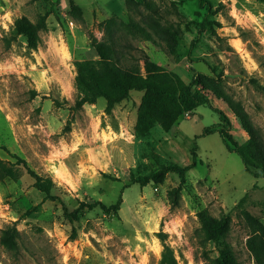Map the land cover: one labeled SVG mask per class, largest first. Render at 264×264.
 I'll return each mask as SVG.
<instances>
[{"label": "rangeland", "instance_id": "rangeland-1", "mask_svg": "<svg viewBox=\"0 0 264 264\" xmlns=\"http://www.w3.org/2000/svg\"><path fill=\"white\" fill-rule=\"evenodd\" d=\"M211 2L221 27L193 45L205 13L198 0H0V160L25 159L52 178L55 196L45 200L24 168L19 180L0 182V237L16 229L19 246L14 253L0 243V264H159L160 231L180 264H206L219 252L198 240L203 208L231 216L228 240L241 264H255L246 247L250 229L235 205L248 194L242 208L260 215L264 179L245 170L219 133H202L219 122L221 111L239 141L251 133L264 144V0ZM112 16L118 19L108 32ZM17 18L38 26L36 50L24 36L11 39ZM120 21L145 26L156 43ZM105 39L114 41L123 63L133 57L143 66L145 51L187 83L198 73L211 76L216 110L202 105L171 131L157 128L141 137L136 121L143 92H132L111 115L104 98L84 102L76 63L94 58L93 41ZM196 147L197 164L172 198L169 191L181 185L177 173L165 174L160 185L132 180L171 164L190 165ZM120 197L118 213L97 207L74 222L66 217L81 202L110 206Z\"/></svg>", "mask_w": 264, "mask_h": 264}, {"label": "trees", "instance_id": "trees-1", "mask_svg": "<svg viewBox=\"0 0 264 264\" xmlns=\"http://www.w3.org/2000/svg\"><path fill=\"white\" fill-rule=\"evenodd\" d=\"M186 1V0H181ZM200 9L205 10L202 21L199 23L198 36L193 45L200 40L205 32L216 33V28L221 27V23L214 19L216 9L211 0H198ZM118 19L112 16L105 21L107 31L112 29ZM120 25L128 31L143 36L145 40L156 43V38L149 32L145 26L138 23L119 22ZM39 28L36 24L26 18H17L14 22V30L11 39L16 36H24L29 49L38 48ZM108 31V32H109ZM171 36L174 32L170 31ZM95 48V57L88 58L76 63L77 75L76 85L83 94L84 102L94 103L99 98L106 100L105 113L111 115L115 106L130 98L132 92H143L141 104L138 110L136 130L139 136L146 137L154 129L160 128L165 132L171 131L176 127L181 117L186 114L194 115V112L202 105H209L212 109L211 100L214 96L218 98L216 90L208 84V81L214 80L207 74L198 73L193 76L190 83L177 73L167 70L163 65L154 62L148 53L142 52L139 61H143V66L135 62L131 57L132 63L122 62V58L114 41H93ZM173 48L175 45L172 46ZM259 89L264 91V85H259ZM219 99V98H218ZM219 122L206 127L202 136L213 133H219L227 149L237 153L245 166V170L255 178L264 179V144L255 135L249 133L248 139L244 142L239 141L232 133L231 120L224 113L219 111ZM14 162L0 160V182L5 179L19 180L23 174L22 168L31 176L35 186L44 193L45 200H54L52 194L54 182L50 176H43L34 171L28 162L16 154H12ZM197 147L192 154V163L188 166L171 164L165 166L162 170L151 171L144 179L132 178L134 183L140 186H146L151 181L160 185L164 183V175L169 172L177 173L181 179V185L178 189L169 191L172 198L175 191L181 190L183 184L188 179L187 173L197 164ZM249 195L244 196L235 207L241 208L242 215L249 227V233L246 240V247L251 253L255 264H264V223L261 219L243 209ZM122 203V197L110 206H106L100 201L81 202L75 212L67 213L66 217L71 222L76 221L79 213L81 216L89 210L97 207L107 213H118ZM264 213V203L262 204ZM200 227L197 230V237L203 246L208 243H214L218 247L219 255L216 258H207L206 264H241L233 245L229 242L231 231V216L224 214L220 217L214 216L208 208L201 209L197 214ZM5 229L2 231L0 243L7 250L17 253L19 251L18 242L15 237L18 232L16 229ZM158 237L164 245L159 264H180L174 249L165 243L167 235L160 231ZM77 237V229L74 227L71 239Z\"/></svg>", "mask_w": 264, "mask_h": 264}, {"label": "crops", "instance_id": "crops-1", "mask_svg": "<svg viewBox=\"0 0 264 264\" xmlns=\"http://www.w3.org/2000/svg\"><path fill=\"white\" fill-rule=\"evenodd\" d=\"M192 169H193V168H192ZM192 169H191V170H192ZM191 170H190V171H191ZM237 204H238V203H237ZM237 204H236V205H237ZM245 204H246V203H245ZM262 204H263V203H262ZM236 205H235V206H236ZM261 210H262V211H261L262 213H261L260 215H256V216H258L260 219H261L260 216L264 214V213H263V208H262ZM261 221H262V219H261ZM262 222H263V221H262Z\"/></svg>", "mask_w": 264, "mask_h": 264}]
</instances>
